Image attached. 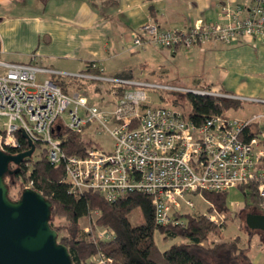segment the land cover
Here are the masks:
<instances>
[{
    "label": "built area",
    "instance_id": "obj_1",
    "mask_svg": "<svg viewBox=\"0 0 264 264\" xmlns=\"http://www.w3.org/2000/svg\"><path fill=\"white\" fill-rule=\"evenodd\" d=\"M220 10L228 19L225 25L201 18L183 28H164L150 21L133 32V44L176 49L212 39L225 43L249 36L264 40V0H254L246 14L230 4L221 5ZM0 70L1 149H22L19 134L24 130L36 144L35 151L40 147L52 164H64L70 192L93 190L111 201L135 191L149 194L156 222L161 225L177 219L174 211L181 208V201L187 199L194 205L189 194L202 190L228 191L254 183L264 205V98L109 75L97 61H90L79 73L2 60ZM39 73L49 76L40 80ZM72 77L106 82L116 95L114 105L91 103L80 90L66 92L55 81ZM153 88L247 100L262 104L263 110L247 119L218 115L195 124L183 109L150 106L147 102ZM67 111L68 123L63 120ZM252 124L258 126V132H248L247 138L245 130ZM63 126L78 132L93 127L90 132L109 134L112 148L90 147L84 157L68 155L56 136ZM32 187L33 181L25 185ZM112 233L99 231L100 235ZM111 261L99 253L93 264Z\"/></svg>",
    "mask_w": 264,
    "mask_h": 264
},
{
    "label": "crops",
    "instance_id": "obj_2",
    "mask_svg": "<svg viewBox=\"0 0 264 264\" xmlns=\"http://www.w3.org/2000/svg\"><path fill=\"white\" fill-rule=\"evenodd\" d=\"M253 3L254 0H0V60L72 73L82 72L90 61H97L109 75L163 78L167 73L162 64L157 71L148 68L146 60L138 66L127 60L126 57L139 56L136 53L148 52L145 46L133 44V32L150 21L164 28H183L201 18L225 25L228 19L221 14V5L241 7L246 14ZM157 49L161 51L159 60L171 55L176 61L182 58V70L190 83L187 86H208L243 97L264 98L263 39L249 36L235 43L212 39L188 48ZM149 53H154L153 49ZM236 100L239 105L229 109L227 115L247 119L263 110L260 103ZM251 213L263 212L254 207ZM260 239L261 247H248L253 264H264V237Z\"/></svg>",
    "mask_w": 264,
    "mask_h": 264
},
{
    "label": "trees",
    "instance_id": "obj_3",
    "mask_svg": "<svg viewBox=\"0 0 264 264\" xmlns=\"http://www.w3.org/2000/svg\"><path fill=\"white\" fill-rule=\"evenodd\" d=\"M89 70L100 73L99 69ZM121 76L133 77L128 73ZM55 81L66 92L72 88H83L84 92H88L89 84L81 78H56ZM94 83L97 84L96 93L102 91L112 93L107 83L101 81ZM206 87L208 86L204 88ZM172 95L175 97L172 104L181 107H184V103L188 104L186 114L195 124L204 123L213 116L227 115L229 109L239 105L236 99L211 95L194 93ZM161 98L164 100L165 96L161 95ZM56 132H58L56 136L62 139L63 149L68 155L84 157L88 148L101 147L95 136L85 134V131L78 132L63 126ZM245 132L248 138L250 136L248 132H253L252 134L258 132V126L252 124ZM19 138L23 144L22 149H8V152L19 153L30 149L29 142L22 133L19 134ZM66 179L64 164L59 166L52 164L45 151H40L36 159L26 158L20 165L11 163L5 176L11 199L12 185L22 183L24 190L25 185L33 181L32 188L52 203L50 225L58 230V242L68 247L74 264H93L99 253L110 257L112 259L110 264H253L248 248L240 245V238L204 243L210 233L217 234L219 230L206 214L196 216L190 213H177L174 214L177 218L174 222L161 225L156 222L153 200L149 194L135 191L111 201L93 190L82 194L70 192V185ZM250 184L252 189L245 185L239 187L245 194L246 206L249 205L247 202L251 201L264 213V209L261 208L262 201L253 188L256 184ZM201 192L204 198L215 204L219 210H229L228 191ZM135 210H139L142 216L139 221L132 219ZM93 213L97 216L91 220L90 229L87 231L81 228L80 220L87 217L91 219ZM57 216H65L67 224L61 226L55 224L54 219ZM104 229L112 230L113 233L109 236L100 235L99 231ZM248 229L251 230L249 227ZM156 231H160L164 239L177 237L181 239L163 250L156 243Z\"/></svg>",
    "mask_w": 264,
    "mask_h": 264
},
{
    "label": "rangeland",
    "instance_id": "obj_4",
    "mask_svg": "<svg viewBox=\"0 0 264 264\" xmlns=\"http://www.w3.org/2000/svg\"><path fill=\"white\" fill-rule=\"evenodd\" d=\"M150 47H148V46ZM155 45L152 46V44H145V47L148 48V52H141V55L136 53V55L141 56V58L139 59V56L137 57H126L127 60L134 66H138L139 62L142 60H146L148 65V68H150L151 70L156 69L157 71H160V67L162 64L166 69V73L164 76H162L163 78H161V76L159 77L157 76H144L141 75L140 76H133L132 78L135 79H140V80H144V81H149V82H154L156 84H166V85H172L175 87H191L194 88L195 86H187L190 83H188V81L186 80V75L183 70H182V58L179 59L180 57L177 58L176 61L173 56L171 55L170 57H164V59L159 60L160 56H161V51H159L157 49L158 46L154 47ZM142 47V46H141ZM165 48H170V47H165ZM143 49V48H141ZM153 49L154 53H149V51ZM166 55V54H164ZM163 55V56H164ZM159 61V64H158ZM179 62V64H178ZM180 65V70L177 69V66ZM2 71V70H0ZM147 71H149V69H147ZM160 73V72H159ZM39 78H44L43 76H40V73L38 74ZM66 79H71V78H66ZM185 79V82H183ZM88 85V92H84L83 88L82 89H77V88H72L80 90L82 93L86 94L91 103H96L98 105H100L101 107H112L114 105V99L113 97H115L116 95L108 94L106 91H102L101 93H96L95 92V87L97 84H95L94 82H89V80H84ZM104 82V81H101ZM106 83V82H105ZM188 83V84H187ZM204 88V87H203ZM208 89H215V88H211V87H206ZM71 89V90H72ZM151 91H149V100H148V104L150 106L154 105V106H158V105H167V106H171V107H178V109H183V111H185L186 113L188 112V104L184 103V107H181L179 105H174L172 104L173 100H174V96L172 94H180L179 92L176 91H167L165 89H161V88H153L150 89ZM227 93V92H226ZM181 94H185V93H181ZM232 94V93H230ZM161 95L165 96V99L163 100V98H161ZM180 97V96H177ZM232 113V112H230ZM235 114V113H233ZM230 116V115H229ZM233 117V116H232ZM63 120L68 123L70 118H69V114L68 111L64 114L63 116ZM93 129L89 128L87 129V131H85V134H96L94 132H90V130ZM95 138L97 139V141L100 143V146L103 147L106 150H110L112 148L113 145V140L111 138V136L109 134L106 133H97L96 135H94ZM40 147L37 148V150L35 151V153L32 155L33 159H36L38 157V153L40 152ZM20 182V181H19ZM26 184V183H24ZM22 183H18V184H14L11 186L10 189V195L13 199H18L22 193ZM243 185L238 186L237 188H233L230 189L229 193H228V201H229V210L228 211H221L218 208H216L213 203L208 202V200H206L203 196L202 192H194L189 194V198H191V201H193L194 205H190L188 203V200L185 199L183 201H181V208H178L174 211V214L177 213H190V214H194L196 216L202 215V214H206L209 218V220H211L216 226H218V233H210L208 236V239L206 241H204L205 244L207 243H211L213 242H221V241H228V240H234L236 238H240V245L244 248H248V247H252V249H256L261 247L260 245H262L261 242V237H264V230H255V231H251L248 229L247 227V217L248 215L253 212L254 207L256 208L257 211H261V209L259 207H256V204H253L251 201L247 202L249 203L248 206H246V199H245V194L242 191V189H240L239 187H241ZM247 186V188L252 189V185H245ZM257 197H259L258 194V190L255 186H253ZM260 200L262 201V199L260 198ZM238 201H240V203H237ZM254 206V207H253ZM262 209L264 208V205H262L261 207ZM94 216L90 218H82L80 220V227L83 229H86L87 227H90V223L91 220L94 219L97 215L96 213H93ZM142 218L140 211L139 210H135L133 212V216L132 219L133 221H139ZM55 224L61 226L63 224H67V220L65 218V216H57L55 219ZM182 223L184 222L183 220H180ZM64 232V231H63ZM181 238L177 237V238H169V239H164V236L162 235V233H160V231H156L155 232V240L156 243L158 244V246L160 247V249H167L168 247H170L173 243L179 241Z\"/></svg>",
    "mask_w": 264,
    "mask_h": 264
},
{
    "label": "water",
    "instance_id": "obj_5",
    "mask_svg": "<svg viewBox=\"0 0 264 264\" xmlns=\"http://www.w3.org/2000/svg\"><path fill=\"white\" fill-rule=\"evenodd\" d=\"M30 149L10 153L0 147V264H74L69 249L58 242L59 232L50 225L52 203L33 188L19 199L9 196L5 181L10 164L32 157L36 144L22 130ZM247 226L264 230V213H250Z\"/></svg>",
    "mask_w": 264,
    "mask_h": 264
},
{
    "label": "bare ground",
    "instance_id": "obj_6",
    "mask_svg": "<svg viewBox=\"0 0 264 264\" xmlns=\"http://www.w3.org/2000/svg\"><path fill=\"white\" fill-rule=\"evenodd\" d=\"M114 76H119L120 77L121 75H114ZM91 81H93V80H91ZM222 98H225V97H222Z\"/></svg>",
    "mask_w": 264,
    "mask_h": 264
}]
</instances>
